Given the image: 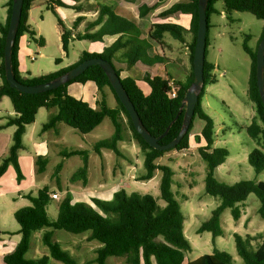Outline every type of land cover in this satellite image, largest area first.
I'll return each instance as SVG.
<instances>
[{"label":"trees","instance_id":"16d2710c","mask_svg":"<svg viewBox=\"0 0 264 264\" xmlns=\"http://www.w3.org/2000/svg\"><path fill=\"white\" fill-rule=\"evenodd\" d=\"M36 0H24L22 15L17 31V35L12 48V63L15 77L25 85H39L62 75L86 59L101 57L113 64V57L121 49L124 50L122 58L128 68L133 67L138 62L147 66L160 64L164 57H150L148 46L144 45L137 37L123 41L119 38L114 44L105 48L102 54L83 52L78 62L56 72L31 76H22L19 69V49L20 40L24 35H29L40 47L45 46V39L37 36L38 33L29 24V12ZM73 4H68L65 0H47V9L51 10L57 18L61 32L62 49L68 53L70 42L73 40L101 41L106 35H124L137 31L136 26L127 19L116 15L110 7L102 4H85L82 0H72ZM164 0H159L153 6H142L141 16H145L157 4ZM223 1L225 15L231 22L233 12H246L252 14L257 19L264 20V0H209L207 5L208 30L206 36V61L204 65V86L199 95V102L195 108V114L187 134L179 144L170 150L161 151L152 148L140 134L135 130L130 115L121 104L110 81L100 66H90L74 80L44 93L26 94L9 85L5 76L4 48L6 36L12 14V2L8 0L7 18L0 21V101L3 97H8L15 111L14 115H7L5 122L0 123V131L15 127L12 135V143L5 156L0 162V176H3L10 166L14 167L18 181L24 176L19 164V151L24 147L23 136L27 126L34 123L39 109L56 110L52 113L48 121L43 125L42 131L50 129L57 130L60 123L71 127L82 135H87L96 129L106 118H109L114 127L111 137L97 141L92 146L95 153L101 154L103 150H111L117 156H122L118 147L119 142L126 140V125L131 131L132 138L138 143L144 154L145 173L138 180L149 181L159 170L162 172L160 191L161 199L166 205L161 207L150 195L128 193L125 189L116 191L111 200L92 198L94 206L86 202L73 203L70 192L65 193L61 199L57 219L52 221L47 213V206L53 199L50 188L45 186L40 189L37 195L29 194L26 198L31 202L30 206L18 209L14 217L20 225L19 234L21 239L13 251L4 256L5 264H49L50 257L64 264H76V260L61 245L54 240L55 230H65L72 234H83L89 232V241H98L100 246L96 249V263L107 264L110 257L124 258L126 264H234L232 257L223 251H215L212 255H203L196 260L187 261L186 255L192 251L190 241L184 235V215L175 195L172 191L174 171L167 165H158L156 161L166 153L176 150L182 151L190 147V137L194 129L195 119L203 121L204 126L199 135L194 139L200 143L204 140L205 145L198 148L202 160L207 165L205 178L206 193L220 199L221 203L213 210L210 219L200 226L198 233L211 232L213 237L223 234L221 226V214L225 209L232 210L235 221L241 218L240 203L246 201L250 194H255L260 201L258 213L264 219V181L241 180L234 184H227L215 178L214 173L218 166L223 164L229 156L225 148H212L215 141L214 119L204 110L202 98L206 93V87L210 83L217 81L213 74L215 65L207 60V47L209 44L210 16L217 13L215 4ZM73 9L76 12H90L98 10V17L95 21L88 23L84 33H76L79 24L84 20L79 16L74 21L72 27L60 17L57 8ZM177 12L190 14L191 32L193 41L190 46V58L192 72L186 81H179L168 75L169 78L151 75L145 76V81L150 87V93L146 95L142 88L132 77L121 79L126 91L134 103L139 116L148 131L155 137L162 136L169 127L167 134L160 140V144L166 145L172 142L180 133L184 111L177 117L186 96L188 89L194 81L193 58L198 31V0H185L173 5L161 15H170ZM100 26L97 31H91L94 27ZM165 33L171 34L176 40L183 41V27L173 23L153 24L149 31L151 39L155 40L162 48L164 47L163 37ZM264 36V29L259 40ZM247 36L243 45L245 52L252 60L249 78L248 97L255 104L257 117L245 128L247 135L258 143L249 155V162L257 174L264 170V106L259 94L256 81V55L257 49L248 45ZM61 60L57 59L59 64ZM118 75L120 71L115 67ZM174 79L180 89L177 98L168 96V80ZM93 82L98 91L103 93L105 88H110L117 100L118 106L111 108L105 101V95L97 100V108H92L87 102L77 99L69 94L68 86L73 83ZM127 118V121L123 118ZM177 117V118H176ZM62 157L80 156L83 166L79 168L71 177V183L81 182L88 184V163L89 150L72 149L64 151ZM38 173L46 170L48 159L44 156L36 158ZM63 163H59L55 169V177L58 176ZM58 180V178H57ZM44 230L42 237L43 244L48 248L49 254L41 258L30 260L26 257L30 249L31 237L35 231ZM254 238L248 236L242 238L235 235L236 247L239 256L243 259V264H264V239L255 250L250 249L251 241ZM1 240V236H0Z\"/></svg>","mask_w":264,"mask_h":264},{"label":"rangeland","instance_id":"374dc122","mask_svg":"<svg viewBox=\"0 0 264 264\" xmlns=\"http://www.w3.org/2000/svg\"><path fill=\"white\" fill-rule=\"evenodd\" d=\"M7 1L0 0L1 22H4L7 18ZM46 1L38 0L37 5L31 12L29 21L31 27L36 30L39 36L45 39V46L40 47L27 35L31 42L30 47L34 50V59L27 58L26 63L34 74L40 75L64 69L78 62L83 52H91L95 49V44L92 41L73 40L70 42L68 53L64 52L57 18L51 10L47 9ZM215 7L222 11L224 8L223 1H218ZM220 11L211 17V20L215 22V26L209 30V44L207 47V60L215 65L213 74L216 76L217 81L207 85L206 93L202 98L204 110L215 122V141L212 148H225L229 153L226 161L215 170L214 176L219 181L227 184H234L241 180L264 181V170L257 174L249 162V155L258 146V143L247 135L245 128L257 117V110L255 104L248 97L252 60L243 48L246 38L249 36L248 45L253 49H257L264 29V20L257 19L250 13L233 12L231 18L234 22H231ZM59 14L66 24L72 26L76 18L75 11L61 8ZM84 29V26L77 29L78 33L84 32ZM167 39L182 46L180 42L170 38L169 34H167ZM57 59L61 60L59 64L56 63ZM166 71L170 75L183 79V68L179 65L168 64L166 65ZM1 83L2 79H0V85ZM81 87L83 86L74 83L69 90L80 99L83 96L76 89ZM144 87L147 86L144 85ZM106 89L113 94L111 89ZM87 95L84 97H87ZM93 97H96V94ZM105 101L112 105L111 99L106 100L105 98ZM1 109L3 112L14 109L8 97L0 105ZM44 110L36 116L34 137L42 133V120L44 119L43 114H45L43 112H46ZM123 118L127 121L124 115ZM202 124H204L203 121L198 118L195 119L194 127ZM113 132L114 127L109 118H106L88 136L82 135L63 124L59 140L66 143V145L61 150L84 149L90 151L95 142L111 137ZM125 135L127 139L118 144L122 156L115 155L111 150L105 151L103 171L97 169L101 164V159L97 154L91 153L89 189H97V182L101 181L107 186L116 187L115 191L125 189L130 194L150 195L159 206L164 207L166 203L161 199L160 191L162 172L158 170L149 181L138 180L146 171L144 166L145 157L136 140L132 138L127 125ZM190 138L191 147L182 151H170L156 161L158 165H167L174 171L172 191L184 215V235L192 245V251L186 255V259L187 261H193L203 255H212L215 251H223L232 257L234 264H243V259L237 252L235 235H239L244 239L248 236L253 237L250 246L252 250H255L263 241L264 219L258 213L260 201L255 194H250L245 202L238 204L241 210V218L238 221H235L230 208L225 209L221 214L223 229L221 236L214 238L211 232L198 233L202 223L210 219L213 210L220 205L221 201L219 198L206 193L207 165L198 152V148L204 146L205 142L203 141L200 145L199 142L192 141V139L194 140L193 135ZM26 144L28 145L27 150H30L31 141L29 137H26ZM61 160L62 158L56 155L55 148L52 149V156L45 172L37 174L38 182L47 181L50 190L59 193V198L52 199L47 206V213L52 221L57 219L60 201L65 196L62 193L66 187L69 185L71 190H76L77 186L81 185L80 182L72 184L70 177L83 166L82 157L66 158L63 169L56 176V178H59L60 184H58L54 177L56 166ZM25 171L28 175V170ZM51 176L52 179L49 181ZM30 179L28 176L26 181L28 182ZM15 181L11 180L9 173L6 174L0 182L3 183L0 184V190L7 191L6 189L15 187ZM90 204L94 206L91 201ZM30 205L31 202H29ZM13 207L11 195L0 194V212L4 218V225L1 224L0 231L16 232L20 230V225L11 214ZM1 234V238L7 239L6 241H0L1 246L6 245L5 249L15 248L18 239L21 237L18 234V237H12V240L9 241L8 236ZM43 234L44 230L35 231L32 234L30 249L26 254L28 259L34 260L44 255L50 256L48 248L42 241ZM88 236L89 232L72 234L65 230H55L53 237L64 250L74 257L76 264H97L95 251L100 243L96 240L89 241ZM49 264L64 263L50 257ZM107 264H126V262L124 258L110 257Z\"/></svg>","mask_w":264,"mask_h":264},{"label":"crops","instance_id":"0c3cea01","mask_svg":"<svg viewBox=\"0 0 264 264\" xmlns=\"http://www.w3.org/2000/svg\"><path fill=\"white\" fill-rule=\"evenodd\" d=\"M65 1L68 4L74 3V1H72V0H65ZM82 1L85 4L90 3V4H94V5H98V4L106 5V6L110 7L111 10L116 15L127 19L128 21L133 23L136 26V28L138 29L137 31L130 32V34L106 35V36H104V38L101 41H96V42L92 41L95 44V49H94V51H91L89 53L102 54L104 52L105 48L114 44L119 38H121L123 41H127L130 38L137 37L144 45L148 46V48H149L148 54L150 57H154V56L164 57V61L160 64L147 66V65L143 64L142 62H138L133 67L128 68L126 62L122 58V54H123L124 50L121 49L113 57V64L120 71V77L122 79L128 78V77H132V78L136 79L137 83L142 88L144 93L146 95H148L150 93V87L144 79L145 76L151 75V77L161 76L163 78H169L168 75H170V74L167 73V71H166V65H168V64L179 65L180 67L183 68V79H179L176 76L170 75L172 78L179 80V81H186L189 78V76L191 75V72H192V63H191V58H190V55H191L190 46H191V43L193 41V34L191 32L192 17L190 14L182 13V12H177V13L165 15V16L161 15L162 12L166 11L167 9L172 7L173 5L180 3L184 0H164V1L160 2L159 4H157L145 16H141L140 8L142 6L143 7L144 6H147V7L153 6L156 3H158L159 0H82ZM185 1L188 2V0H185ZM37 2H38V0H36L33 3L32 8L29 12V21H30V17H31V12H32L33 8L37 5ZM42 3H44V2H42ZM60 9H61V7L57 8L58 13H60ZM66 9H68V8H66ZM73 11H75V10H73ZM219 11L220 10H218V12ZM220 12L223 16L226 17L225 12H224V8ZM88 13H93V14H88ZM75 14H76V16H75L76 18L79 16L84 17V20L79 24L77 29L84 26L85 27L84 32H85L88 23L93 22L97 19L98 10L90 11V12H76L75 11ZM214 14H216V13H214ZM214 14H212V15H214ZM212 15L210 16V25H211L210 29L215 26V22H213L211 20ZM76 18H75V20H76ZM74 21H73V23H74ZM156 23H173V24H177V25L182 26L183 27V41L176 40L171 34L165 33L164 37H163V41H164L165 45L162 48L155 40L151 39V37L149 36V31H150L151 26L153 24H156ZM67 26L70 28L72 27V26H70V24H67ZM99 28H100V26H96L91 31L92 32L97 31ZM75 32L78 33V30H75ZM84 32H82V33H84ZM167 34H169L170 38H172L173 40L180 42L182 46H180L176 42H172V41L168 40ZM37 36H39V34ZM30 45H31V42H30L28 36L24 35L20 40V49H19V54H18L19 64H20L19 69H20L22 76H25L27 74H30L31 76L40 75V74H34L27 66L26 59L27 58L33 59V57H34L33 56L34 50L30 47ZM180 52H181V54H179ZM76 84L83 86L81 88L76 89V91H78L79 94H81V96H83L80 99L87 102L92 108H97V100L101 98V94L105 95L106 100L108 98L111 99L112 105H110L109 103L106 102L109 107L115 108L118 106V103H117L115 96L108 89L105 88L103 93H100V92H98V88H97L96 84L93 82H87L85 84H83V83H76ZM72 85H74V83ZM144 85L147 87H144ZM71 86L68 87L69 94L72 95L73 97L79 99L78 97H76L75 95H73L70 92L69 88ZM87 94H89V95H87ZM94 94H96V97H93ZM86 95H87V97H84ZM5 98H7V97L2 98V100L0 101V105H2L4 103ZM94 98H96V99H94ZM43 109H45L44 111H46V112H43L45 114H43L44 119L42 120V122H43L42 126L47 122V119L49 118V116L56 111L55 109L54 110H46V108H41L38 111V115L40 113H42ZM14 114H15L14 109L11 111H4V112L1 109L0 110V123L5 122L4 117L6 115H14ZM62 125H63V123H60L57 127V130L50 129L47 131H42L41 135H39L37 137L33 136V134L35 132L34 129L36 127V119H35L34 123L27 126L26 132L23 136L24 147L19 151V159H18L24 178L21 181H18L17 174H16L14 167L10 166L8 168L7 172L5 173V175L9 173L12 181H15V179H16V181H15L16 185H15V187L13 186L10 189H6L7 191H4V190L1 191L0 190L1 195H7V196L11 195V201L14 205V207L11 210V214L13 215V217H14L15 212L18 209L29 206L30 201L26 198L27 195L32 194L35 196V195H37V193L40 189L44 188L45 186L49 187L47 181H45V182H38L37 181V174H41V173L37 172V167H36V163H35L36 158L38 156H44L48 159V163H49V160L51 159V156H52V149H54V148H55L56 155L59 156L60 158H62L60 163H63V167L65 165L66 158H70V157L64 158L61 155L64 152V150H61V149H63V146L66 145V143L59 140ZM203 126H204V124L197 126V127L196 126L194 127V129L192 130L193 137L200 134ZM14 131H15V127H8L6 129L0 131V162H1L2 157L5 156V154L7 153L8 148L10 147V145L12 143V135H13ZM88 135H90V133L87 134V136ZM26 137H29V139L31 141L30 150H27L28 145L26 144ZM192 141H194L195 143L197 142L195 139L194 140L192 139ZM203 141L204 140L201 139L200 145L202 144ZM191 146H192V142L190 139V147ZM105 151H107V150H103L101 152V154L95 153L93 151V149H91L89 151V160H90V155L92 152L97 154V156L101 159V164H100V166L97 167L98 171H99V169H101V171H103L102 167H103V162H104V158L106 155ZM23 152H25V153H23ZM63 167H62V169H63ZM90 168H91V166H90V162H89L88 163V184L86 186L80 182L81 185H78L77 186L78 188L76 190H74V189L71 190L70 186L68 185L66 187V189L64 190V192L62 193V195H64L65 193L70 192L72 195V199H73L72 202L73 203H75V202H86V203L90 204V201L92 198L111 200L113 198L114 193L116 192L115 191L116 187L107 186L105 183H103L101 181L97 182L98 183L97 189H89L88 185H89ZM26 169L29 172L28 175L26 174V171H25ZM5 175H3V176H5ZM3 176L0 177V182L3 180ZM28 176L31 179L27 182L26 179ZM54 178L57 180L56 177H54ZM103 178H104V176H103ZM51 179H52V176H51V178H49V181ZM57 183L60 184L59 178L57 180ZM0 184H3V183H0ZM72 184H78V182L72 183ZM50 192H51V195L52 194L59 195V193H55L54 190H50ZM1 224L4 225V218L0 212V226H1ZM0 233H2L5 236H8L7 238H9V241H11L12 237H18L19 231L9 232V231L4 230V231H0ZM20 239H21V237L18 239L17 244L19 243ZM1 240L6 241L7 239L1 238ZM4 247H6V245H4V246L0 245V264H5L4 263V256L14 250V247H11V249L10 248L5 249Z\"/></svg>","mask_w":264,"mask_h":264},{"label":"water","instance_id":"95a60500","mask_svg":"<svg viewBox=\"0 0 264 264\" xmlns=\"http://www.w3.org/2000/svg\"><path fill=\"white\" fill-rule=\"evenodd\" d=\"M23 2L24 0H13L12 2L11 20L4 48L5 76L11 88H14L26 94L44 93L50 90H54L74 80L90 66H100L107 75L110 84L117 94V97L119 98L121 104L130 115L135 130L142 136L145 142H147L152 148L161 151L170 150L172 148H175L179 144V142L184 138L189 130L195 114L196 105L199 102V95L201 94L204 86V65L206 61L207 39L206 36L208 30L207 5L209 0H198V31L193 58L194 81L188 89L186 96L182 102V106L177 115L178 117L182 113L183 109H185L181 131L172 142L166 145L160 144V140L167 134L169 127L166 132L160 137H155L148 131L121 81L122 78L118 75L112 63L104 58L94 57L86 59L77 66L56 77L55 79L39 85H25L18 81L13 71L12 48L22 15ZM256 81L259 94L264 106V36L258 46L256 55Z\"/></svg>","mask_w":264,"mask_h":264},{"label":"built area","instance_id":"2783aa9c","mask_svg":"<svg viewBox=\"0 0 264 264\" xmlns=\"http://www.w3.org/2000/svg\"><path fill=\"white\" fill-rule=\"evenodd\" d=\"M168 88V96L172 99L177 98L180 87L174 79L168 80ZM51 197L53 199L59 198L57 194H52Z\"/></svg>","mask_w":264,"mask_h":264}]
</instances>
